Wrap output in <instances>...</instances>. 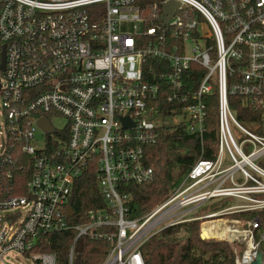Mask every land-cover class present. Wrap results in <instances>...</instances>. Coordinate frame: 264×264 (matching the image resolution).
<instances>
[{"label":"built area","instance_id":"obj_1","mask_svg":"<svg viewBox=\"0 0 264 264\" xmlns=\"http://www.w3.org/2000/svg\"><path fill=\"white\" fill-rule=\"evenodd\" d=\"M167 1L0 0L3 264H11L4 260L11 251L36 264H59L56 253L35 249L49 233L68 230L76 234L66 264H76L84 237L110 243L101 264H146L142 247L152 236L197 220L204 239L232 245L234 264H253L259 253L264 264V134L242 124L229 100L241 96L264 119V0H176L163 25ZM192 64L206 72L189 89ZM213 92L216 157L200 156L166 199L131 217L128 187L156 177L146 148L178 128L203 143L205 97ZM232 124L246 136L240 143ZM23 157L30 161L28 179L20 194H11L3 180L14 177ZM90 168L105 205L73 223L74 187ZM213 202L224 204L197 213Z\"/></svg>","mask_w":264,"mask_h":264},{"label":"trees","instance_id":"obj_2","mask_svg":"<svg viewBox=\"0 0 264 264\" xmlns=\"http://www.w3.org/2000/svg\"><path fill=\"white\" fill-rule=\"evenodd\" d=\"M151 1V0H144ZM195 13V10H190ZM153 62H156L153 61ZM158 62V61H157ZM205 69L199 64H192L186 71V84L189 89L195 88L204 77ZM164 95L160 101L165 102ZM230 106L238 119L246 126L264 134L262 109L246 103L238 95H230ZM206 118L203 144L200 136L187 133L184 129L167 130L158 142L146 148L150 164L154 165L156 177L151 183L132 184L130 192L131 217L140 216L151 210L157 203L166 199L173 189L183 180L193 162L202 154L205 158H214L218 151V100L215 92L205 97ZM166 106V105H164ZM24 166L29 170L23 171ZM178 172L175 173V169ZM30 161L22 158V167L15 170L12 178L3 180L4 188L11 194H20L22 185L28 179ZM97 170H86L77 180L74 187L73 206L76 217L71 222H83L82 214L91 208L105 205L97 182ZM264 225V211L260 213ZM76 231L49 233L36 251H51L57 254L59 264H66L68 251ZM82 264H101L107 256L110 243L107 240L82 238ZM146 264H234L232 245L225 241L206 240L201 237V220L180 223L167 227L152 236L142 247Z\"/></svg>","mask_w":264,"mask_h":264},{"label":"rangeland","instance_id":"obj_3","mask_svg":"<svg viewBox=\"0 0 264 264\" xmlns=\"http://www.w3.org/2000/svg\"><path fill=\"white\" fill-rule=\"evenodd\" d=\"M126 28H128V26H126ZM201 29L203 31V33L205 34H208L210 31H211V28L209 26V24L207 23V21L204 19V17L201 18ZM0 107H1V103H0ZM57 124H59L58 121H55ZM242 124H244L242 122ZM245 125V124H244ZM246 126V125H245ZM248 127V126H246ZM249 129L255 131V128H252V127H248ZM232 131H233V134L237 140L238 143H240L244 137H246L244 135V133L242 132L241 129H239L237 126H235L234 124H232ZM38 135H40V131H36ZM256 132V131H255ZM244 148H246L247 146V143H244L242 145ZM261 162H262V165L264 166V156L261 157ZM178 172V169L176 168L175 169V173ZM161 202V201H160ZM158 204V203H157ZM224 203H219V202H215V203H209L207 206H206V209L204 212H209V211H216V210H219V208L223 205ZM11 210H15L14 208L13 209H10ZM202 210L203 209H200L197 213H202ZM231 217H237V216H231ZM14 227H16V224H14ZM209 227V225H208ZM226 242V241H225ZM228 243V242H227ZM233 251V250H232ZM4 260L5 262L7 263H11V264H36L32 259L30 258H27L25 256H22L20 253L18 252H14V251H11V252H8L6 255H4ZM0 264H3V262L0 260Z\"/></svg>","mask_w":264,"mask_h":264},{"label":"water","instance_id":"obj_4","mask_svg":"<svg viewBox=\"0 0 264 264\" xmlns=\"http://www.w3.org/2000/svg\"><path fill=\"white\" fill-rule=\"evenodd\" d=\"M178 6H179V2L176 0H168L167 2H165L164 11L166 13V18L163 22V25H165L168 18L175 13ZM124 121L128 122V119L124 118ZM38 123L43 129L47 130L48 132H51L53 130V127L50 125L49 121L46 118H40ZM67 211H68L69 215H73V213H74L73 206H68ZM201 237L203 239L205 238V234L203 232H201ZM82 248H83V244L81 242L79 245V248H78L79 254L77 256L76 264H82V262H81ZM262 259H263V255H262V253H259L257 259L254 261L253 264H262Z\"/></svg>","mask_w":264,"mask_h":264},{"label":"bare ground","instance_id":"obj_5","mask_svg":"<svg viewBox=\"0 0 264 264\" xmlns=\"http://www.w3.org/2000/svg\"><path fill=\"white\" fill-rule=\"evenodd\" d=\"M217 222L216 221H213V222H210L209 223V227H207V229H206V231H208V229L210 228V227H215V224H216ZM212 224V225H211ZM221 228H225V227H221ZM219 233V232H218ZM204 234L206 235V232H204ZM220 234V233H219Z\"/></svg>","mask_w":264,"mask_h":264},{"label":"crops","instance_id":"obj_6","mask_svg":"<svg viewBox=\"0 0 264 264\" xmlns=\"http://www.w3.org/2000/svg\"><path fill=\"white\" fill-rule=\"evenodd\" d=\"M217 130H218V129H217ZM216 134H217V132H216ZM197 136H198V135H197ZM201 143H202V142H201ZM202 144H203V143H202ZM218 147H219V144H218ZM217 152H218V151H217ZM201 153H202V154H201L200 156L204 157V156H203V150H202ZM216 155H217V154H216ZM200 156H199V157H200ZM199 157H198V158H199ZM215 157H216V156H215ZM215 157H214V158H215ZM198 158H197V159H198ZM204 158H205V157H204ZM214 158H210V159H214ZM193 163H194V162H193ZM191 166H192V165H191ZM188 171H189V170H188ZM187 173H188V172H187ZM186 175H187V174H186ZM186 175H185V176H186ZM184 178H185V177H184ZM184 178H183V179H184ZM213 203H215V202H213ZM204 211H205V209L202 210V212H204Z\"/></svg>","mask_w":264,"mask_h":264}]
</instances>
